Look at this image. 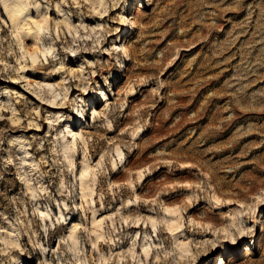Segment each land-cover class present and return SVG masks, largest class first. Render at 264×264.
I'll return each instance as SVG.
<instances>
[{"label":"rangeland","instance_id":"1","mask_svg":"<svg viewBox=\"0 0 264 264\" xmlns=\"http://www.w3.org/2000/svg\"><path fill=\"white\" fill-rule=\"evenodd\" d=\"M38 1L32 64L0 0V264H264V0Z\"/></svg>","mask_w":264,"mask_h":264},{"label":"bare ground","instance_id":"2","mask_svg":"<svg viewBox=\"0 0 264 264\" xmlns=\"http://www.w3.org/2000/svg\"><path fill=\"white\" fill-rule=\"evenodd\" d=\"M31 1L30 0H4L6 11H7L8 15H9L11 21H12L13 28H14V32L16 34V37L18 39V42L20 43V45H21V47L23 49V54L24 55L25 54H28L30 56V59L32 61V64H34V63L37 62L39 56L41 55V54L39 55V51H40V53L42 52L43 55L45 56L47 54V52H49V49H44V48L42 49L35 42H34L35 43L34 45H32V46L30 45V47H29V46L26 45L27 43L25 44L24 37H26V36L27 37L28 36H32L39 43V41L42 40V32L44 31L45 26L49 22V17H48V11H47L48 10V7L47 6H44L43 8H41V9H43L42 12L39 13L37 16L28 15V13H27V15L24 18H21V15L23 13H25L24 11H26V9H28V7H30L29 5L32 4ZM36 2H37L36 3V6H38V7L41 6V4H40V2L38 0H36ZM99 2L102 4L103 3V0H99ZM96 3H97V1H96ZM67 25H70V24H67ZM4 31H5V29L4 28H1V25H0V32L3 33ZM124 48H125V54L127 56H129L128 55L129 52L127 50V47L125 46ZM46 57L48 58L47 55H46ZM58 70L59 71H63V65L59 66L58 67ZM47 85L51 88V90L56 89L55 88V84H52V83H49L48 82ZM16 91L17 90L15 89L14 92H16ZM56 91H57V89L55 91H53V94H52L54 96V99L58 96V94H57ZM16 93H18V91ZM80 138L82 140H84L85 139V136H83L82 134H80ZM76 146H77V137H76L75 141L71 145H66V152L67 151H70V152L73 153L74 151H76L75 149H77ZM121 155H122V153H121ZM92 173H93L92 167L89 164L84 165L83 170H82V173H81L82 179H81L80 189L82 191L83 197L86 198V199H87V197L89 195L90 196H93V190L91 189V186L89 185V180H87L92 175ZM175 213H176V210H173V211H171L170 214L173 216ZM169 222L171 223L170 224V226H171L170 230L174 234H176V232L179 233L180 230L183 228V225H181L178 222L177 219H173L172 218ZM152 223L154 224V227H155L154 220H152ZM101 227H103V225H102L101 222H99L97 224V226H96V228H97V230H96L97 239L102 238L104 236L103 235V232H101L102 230L99 232V228H101ZM77 228H78V226L75 225L73 227V229H72V234L70 235V238L73 240V248L74 249H76L78 247V242H77V239H76L77 238L76 237L77 236L76 235L77 234L76 233ZM181 231H183V230H181ZM233 244L234 243H231V248H234ZM186 246H187L186 244H181V249L184 252H187L188 251L187 250L188 247H186ZM145 252H146V255L148 256L149 255V247L148 246H146ZM79 261L80 260L77 259V262H79Z\"/></svg>","mask_w":264,"mask_h":264}]
</instances>
